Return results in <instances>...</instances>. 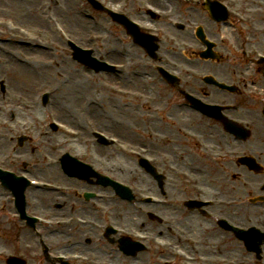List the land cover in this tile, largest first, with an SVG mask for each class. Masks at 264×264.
<instances>
[{"label":"rangeland","instance_id":"374dc122","mask_svg":"<svg viewBox=\"0 0 264 264\" xmlns=\"http://www.w3.org/2000/svg\"><path fill=\"white\" fill-rule=\"evenodd\" d=\"M29 1L30 5L25 7ZM149 1L156 3L155 0ZM82 2L84 1L0 0V9L3 10L0 11V17H9L11 20L14 19L23 23L22 25L30 27V29L35 28L32 30L40 33L43 41L48 44L49 50L53 51V54L47 51L44 56L36 58L49 65V67H43L42 79H35L31 84H28L27 81L23 83V76L17 79V74H13L12 66L14 65L9 60L13 53L21 49L20 45H15L12 38L4 40L6 35L0 34V81L5 87V92H0V164L5 163L6 167L12 168L16 174L23 172L41 181L69 184L76 188V195L82 189L101 190L97 184H87L81 180L68 179L58 169V165H52L54 159L62 153L76 152L82 160L94 166L98 171L112 174L121 182L137 185L141 187L142 192L159 194L156 183L148 178L133 158L122 155L115 145H100L93 139L90 132L96 129L104 131L107 136L118 137L120 142L131 148L149 147L150 151L160 160L166 159V169L169 174H172L169 165L186 172L204 171L203 185L206 191L209 189L213 191L217 180L221 194L225 193L231 197L240 195L241 190L238 193L228 191L231 186L235 188L239 186V184L232 182V176L236 175L237 179L240 177L249 180L254 179V177L245 170L234 168L233 164H228L226 171L219 169V167L217 170L208 167L204 158L198 154L199 146L195 140H199V138L196 137L195 140L190 139L189 141L188 137L190 136L188 135H191V132L197 133L199 130L202 134L200 140H204L205 143H209L215 148L221 147L220 142L223 143V147L229 146V148L235 147L236 144H228V141L222 138L223 133L213 127L214 122L205 120L190 110L179 109L174 106V103L181 98L178 90L182 88L188 89L194 94L204 92L207 94V100L220 104L232 106L236 101L244 103L245 105L238 109L236 115L244 123H248V120H255L254 112L261 103L251 104L252 102L247 97L246 92L251 88L263 95L260 88L264 85L262 86V83L253 85L252 83L254 80L261 82L262 77L260 73L255 70L252 71L253 69H249L241 77L233 75L232 64L234 62L239 65V70L242 67H249L242 66L238 61L239 59H235L231 54V50H237L242 43V34L239 31L234 32L230 27L224 28V31L218 29V34L215 37L219 45L217 50L222 56L215 64H205L195 56L198 46L194 42L192 34L186 30L181 33L177 30V32H172L170 27L164 26L165 30L163 35L161 34V38L166 40L176 38V42L174 39L167 43L162 41L158 50V54L162 60L164 59L167 68L171 67L176 71L183 72L187 66H194L190 65L194 61L196 65L194 67L197 71L203 73L212 71L225 82L237 83L240 86V92L233 95L217 93L214 89L200 84L199 80L194 82L187 77H184L177 84L178 86L173 88L166 85L156 72L154 61L144 56L142 52L132 48L125 54L121 53L116 39L118 33L115 31V25L100 13H96V25H93L92 21L85 18L80 12ZM133 4L137 7L139 2ZM239 7L244 14L251 15L259 25L264 26V0H239ZM47 10L51 12L49 14L56 17L54 18L55 21L61 20L62 25H66L65 28L67 27L74 35H77L78 43L91 47L93 55L103 56L115 63H122L125 65V69L96 74L75 62L70 51L62 45L54 29L51 34L43 33L38 29L48 27V22L44 17L45 13L48 12ZM199 14L202 17L203 12H199ZM205 20L207 19L203 14L200 21L204 22ZM161 24L163 23L159 22L157 25ZM90 34H95L99 38L101 35L105 37L90 43L88 41ZM261 44L264 46V39ZM172 45L176 48L183 47L188 58L182 57L178 50L175 52ZM161 63L163 64V62ZM44 92L49 94V104L47 105L41 103V95ZM48 109L54 112L58 121L70 126L73 125V127L77 125L80 127L79 130L83 132L80 131L78 137L70 138L65 135L64 137L59 131H52L48 120L50 114L53 113ZM167 111L172 115V122L165 120L166 116L164 117V115ZM83 116H87L85 123L82 122ZM3 121L7 123V126L3 125ZM208 133L212 134V137H209ZM22 135L26 136V139L19 145L17 139ZM238 150L243 152L241 148ZM49 159H53V162L49 163ZM22 163L30 164L24 168L26 171L20 168ZM226 172L230 174L226 176V181H222L224 177L222 175ZM255 180L258 181L259 177ZM182 187L181 181L170 176L169 180L163 183L162 189L167 190L166 197L181 198L177 196L176 190L180 191ZM27 192L31 196V198H27L29 213H40L44 216L54 217L77 214L85 218L92 217L93 221H101L103 209L108 208L109 217L116 220L117 224L124 227H136L139 231L147 234L170 235L167 233L169 227H172V231L175 229L181 231L183 228L179 218L169 219L166 209L137 206L136 203L121 201L115 198L111 190L107 188L103 192L108 194L109 201H106L107 203L99 202L98 208L93 203L83 202L84 200L77 196V200H73L75 194L60 197L53 192L42 193L33 187H29ZM205 195L209 196L208 194ZM12 199L10 191L0 183V249L11 246L13 251L25 252V243L28 241L31 243L33 236L27 231L25 234L24 230L18 231L17 234L9 231L10 227L8 226L15 225L10 222V217H12L10 211H13V215L15 213L14 208L11 207L13 205ZM71 205L73 208L70 211L64 207ZM146 211L158 214L164 220H169L172 225L169 222L159 223L156 220H150L146 216L148 215ZM144 212H146L145 215ZM169 212L179 215L180 211L172 209ZM229 212L235 219L244 220L241 211L230 209ZM188 217L185 219L182 217V220L190 222L196 218L192 215ZM254 221L250 218V221L245 223L236 222L248 225L254 224ZM139 225L143 227L140 228ZM197 226L206 230L199 237V240L203 239L207 245L218 242L220 239L221 242L218 247L222 246V250H214L211 247L199 251L198 254L213 258L224 255L228 250L227 247L235 245L232 236L227 235L226 238H223L218 231L216 234L214 231L217 230L216 228H211L207 223L199 221ZM92 236L94 238L95 234ZM162 237L164 238V236ZM100 247L98 245L97 250ZM192 248L194 249L193 246ZM153 250L156 251L154 248ZM27 252L30 255L36 252L37 255L36 248H30ZM147 252H141L142 260H123V258L112 256L104 250L100 256L106 260L109 255L114 264H157L153 262V254ZM233 254L235 255V253ZM238 258L241 262H246L244 256L239 255ZM250 264L255 263L250 262Z\"/></svg>","mask_w":264,"mask_h":264},{"label":"bare ground","instance_id":"6f19581e","mask_svg":"<svg viewBox=\"0 0 264 264\" xmlns=\"http://www.w3.org/2000/svg\"><path fill=\"white\" fill-rule=\"evenodd\" d=\"M29 5L30 1L27 5H25V7ZM21 42L24 44L23 41ZM26 48H24L21 52L13 53L9 60H11V64L14 65L12 66V70L14 75L17 74V79H19L20 76H23L22 82L24 83L27 81L28 84H31L35 81V79H42V70H44L43 67H49V65L43 60L36 59L38 56H44V53H46L45 51Z\"/></svg>","mask_w":264,"mask_h":264},{"label":"flooded vegetation","instance_id":"af4514ba","mask_svg":"<svg viewBox=\"0 0 264 264\" xmlns=\"http://www.w3.org/2000/svg\"><path fill=\"white\" fill-rule=\"evenodd\" d=\"M264 157V156H263ZM74 246H76V244L75 245H73V247ZM80 250H83V249H80ZM83 251H86V252H89V253H91L90 251H88V250H83Z\"/></svg>","mask_w":264,"mask_h":264}]
</instances>
